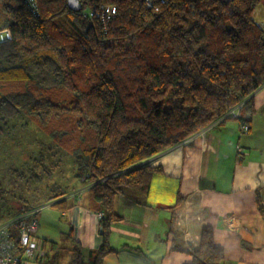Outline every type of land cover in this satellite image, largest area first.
Segmentation results:
<instances>
[{
    "label": "trees",
    "instance_id": "obj_1",
    "mask_svg": "<svg viewBox=\"0 0 264 264\" xmlns=\"http://www.w3.org/2000/svg\"><path fill=\"white\" fill-rule=\"evenodd\" d=\"M76 1L70 10L67 0H0V30L11 36L0 43V145L18 129L50 140L6 170L0 208L6 195L21 206L0 213V224L53 200L66 208L62 198L75 187L43 186L64 152L101 213L96 251L85 253L68 234L69 264H101L113 252L114 198L125 189L146 194L160 172L146 160L220 119L250 128L252 95L264 84V26L251 17L260 0ZM180 203L169 208L173 236ZM19 226L3 239L13 247ZM187 254V264L223 261L209 226Z\"/></svg>",
    "mask_w": 264,
    "mask_h": 264
},
{
    "label": "crops",
    "instance_id": "obj_2",
    "mask_svg": "<svg viewBox=\"0 0 264 264\" xmlns=\"http://www.w3.org/2000/svg\"><path fill=\"white\" fill-rule=\"evenodd\" d=\"M263 5L260 0L252 13L263 18ZM252 100L249 129L220 119L146 160L160 172L146 194L125 189L114 198L119 220L111 228L113 252L101 264H187V252L198 248L203 226L212 229L214 244L223 251L221 264H264V84ZM71 185L76 189L62 198L66 208H57L67 222L66 232L59 233L65 241L38 237L39 219L34 232L39 255L32 264H69L68 234L85 253L100 245L99 212L90 205L88 187ZM177 197L173 236L167 221Z\"/></svg>",
    "mask_w": 264,
    "mask_h": 264
},
{
    "label": "rangeland",
    "instance_id": "obj_3",
    "mask_svg": "<svg viewBox=\"0 0 264 264\" xmlns=\"http://www.w3.org/2000/svg\"><path fill=\"white\" fill-rule=\"evenodd\" d=\"M252 19L255 22L261 21L260 25H263L264 13L262 18V16L258 17V13L257 11H255L254 13H252ZM23 132H27L29 133V135L22 134ZM12 134H18L16 140V137L14 139H11L10 141L5 140L4 143L0 145V183L2 182L3 178H7L5 172L9 167H16L25 162L29 155H34L36 153H39L41 150H46V144L50 143V140L38 129L35 134H33L32 132L30 133L29 129L27 131H21L19 129L14 130L11 135ZM53 152L55 153L57 152V150L54 149ZM59 156H61V163L58 166L54 167L52 177L49 180H46L43 186L56 183L58 187L63 188L64 186L70 187L73 182L77 183L76 179H73L72 177L75 170L72 163L73 158L65 154L64 152L60 153V155L58 154L56 158H58ZM49 162L51 163L50 160ZM144 163H146V161ZM87 187L88 186H86V188ZM19 192H23V190H19ZM25 198V201H28V198ZM14 199L15 198H13L12 195L5 196L4 207L0 208L1 215L7 213H16V211L20 208L21 203H17ZM31 202H33V204H37V199H32ZM54 202L55 200L48 202V205L50 206L44 207L41 212L37 215V221L41 219L42 222L36 232L38 237L42 238L46 234H48V236L54 237L58 239V241L63 242L65 241V238L59 233H61V231L63 233L66 232L68 228L67 222L64 216L60 215L58 209L52 206ZM38 233H40V235L42 236H40Z\"/></svg>",
    "mask_w": 264,
    "mask_h": 264
},
{
    "label": "built area",
    "instance_id": "obj_4",
    "mask_svg": "<svg viewBox=\"0 0 264 264\" xmlns=\"http://www.w3.org/2000/svg\"><path fill=\"white\" fill-rule=\"evenodd\" d=\"M10 32L7 29L0 30V43L10 39ZM237 113V111H236ZM234 111L230 113L235 117ZM44 207H48L44 206ZM44 207L33 209V211L24 215L18 216L15 220L0 224V264H31L38 251V244L33 237V233L37 228L35 215L39 214ZM100 218L101 213H98ZM15 222H20V233L17 240V245L13 247L10 241H6L5 236L11 226Z\"/></svg>",
    "mask_w": 264,
    "mask_h": 264
},
{
    "label": "water",
    "instance_id": "obj_5",
    "mask_svg": "<svg viewBox=\"0 0 264 264\" xmlns=\"http://www.w3.org/2000/svg\"><path fill=\"white\" fill-rule=\"evenodd\" d=\"M67 6L70 10H76L80 7L76 0H67Z\"/></svg>",
    "mask_w": 264,
    "mask_h": 264
},
{
    "label": "bare ground",
    "instance_id": "obj_6",
    "mask_svg": "<svg viewBox=\"0 0 264 264\" xmlns=\"http://www.w3.org/2000/svg\"><path fill=\"white\" fill-rule=\"evenodd\" d=\"M6 42V41H5ZM3 43V42H2Z\"/></svg>",
    "mask_w": 264,
    "mask_h": 264
}]
</instances>
